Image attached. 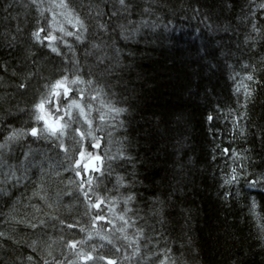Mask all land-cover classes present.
I'll use <instances>...</instances> for the list:
<instances>
[{"label":"trees","instance_id":"1","mask_svg":"<svg viewBox=\"0 0 264 264\" xmlns=\"http://www.w3.org/2000/svg\"><path fill=\"white\" fill-rule=\"evenodd\" d=\"M65 1L84 27L53 52L33 36L37 2L0 0V141L31 127L41 90L76 68V86L90 81L124 110L113 185L93 194L128 210L105 258L129 264L138 249L134 264H264V0ZM32 138L0 149V264L55 262L81 237L74 225L92 221L78 148ZM20 156L42 167L7 178Z\"/></svg>","mask_w":264,"mask_h":264},{"label":"rangeland","instance_id":"2","mask_svg":"<svg viewBox=\"0 0 264 264\" xmlns=\"http://www.w3.org/2000/svg\"><path fill=\"white\" fill-rule=\"evenodd\" d=\"M34 1L38 3L42 16L44 17V25L41 27V29H44V31L40 34L41 39H44V33L55 36L57 39L54 41L44 40L47 41L52 47H56L58 52H60V50L64 47L66 50V45L71 44V41L75 37L76 39L78 36L81 37V32L79 30L81 28L79 21L81 20L72 10L70 5L68 6L65 0H63V3L67 5L66 7L60 6L62 0ZM68 32L73 33V35H66ZM76 71V68L72 69L70 72L65 71L61 78L67 76L69 80L75 79L77 78L74 76ZM76 85L77 84H75V86L69 84V87H71L74 91L72 94H70L68 101L76 99L81 104V106L84 107L87 120H90L91 124L87 123L85 118L79 115L78 109L73 108L71 110V118L65 115L68 101H65L63 97H60L54 101L60 108L59 113H56L55 109L52 108L51 105H46V108H52L53 112V115L48 116L47 119L49 123H54L57 116H64V120L61 121V123H67L70 126L65 129L64 135L60 136L59 138L51 137L45 132L40 136V138L34 137L32 139L35 140L36 138V141L39 142L42 139H45L48 142H53L54 140L56 143H60V145H62V149H67V151L69 150V153H72L75 148H78L79 151L77 159L74 162V170L78 178V185L81 188V194L84 199L85 207L89 213H92V221L90 220V226H86L87 224L85 226L82 224L77 226L74 225L78 230V235H81V237H79V239L75 240L74 242H71L67 250L65 249V251H63L62 249L64 253L61 252V254L54 259L56 263L44 262L42 264H107L108 260H114L116 261V264H119L116 259H106L105 251H109L108 249H111L112 243L115 242L114 239H111L109 233H111L114 228H119L122 230L126 229L123 223L126 222V219L128 218V210L124 208V204L121 201L111 195H108V193H102L98 195L95 194L94 196L93 194L97 192L98 186L104 185L105 188H108L112 184V179H105V175H107L106 167H108L107 165L109 162L115 160V158H117L120 153V151L117 150L118 144L116 141H114V132H116L118 126V118L120 113L117 115L115 112L110 111V109L118 108H115L110 100L101 98V96L98 95V87H96L92 82L90 85H88L86 82H84V86ZM41 92V97L43 95L46 96L49 92V88H45V90L42 89ZM93 97H95V99H93ZM86 100L89 101L86 102ZM101 116L104 118L101 119ZM32 117L34 116L32 115ZM34 122L35 123L31 125V127L25 130L18 129L15 131L28 133L32 127H43V122L38 123L35 121V119ZM89 132L91 135H88ZM11 133L12 132L9 134L11 135ZM80 133H84V136L81 137ZM25 137L26 135L21 136L14 141H7V145H9L10 148L15 147L16 145L19 147V141ZM6 138L4 142L0 141V144H4L6 142ZM97 143H99V147H95ZM19 151L20 149H18L16 153H20ZM81 152L84 153L83 157L80 155ZM97 155H99L101 158L98 160V164L96 166V168H99L100 171H94L93 169L86 170L87 160ZM25 158L27 157L25 156ZM25 158L22 156L21 160L19 158V161L16 160L13 162V168L11 171L1 170V173L5 174L7 178H9L11 176L17 175V173H19V171L22 169H24L26 173H30V171L35 169V166L40 168L42 167L35 161L28 162ZM71 160H74L73 156H71ZM78 161L79 164H77ZM51 162L54 163V160ZM89 180L91 181L90 184L88 183ZM99 191H102V187ZM96 195L98 197H96ZM101 201H103V203H101ZM95 204H100V207H93ZM98 216H102L104 219L99 220L97 219ZM120 216H124V220H120ZM101 221H104V224H102ZM70 226L72 227L73 225ZM105 239L106 241H104ZM109 241H111V243H109ZM72 244H76V247H71ZM113 250H115L120 256L123 255V259L125 258L127 260L128 255L126 254V250L123 249L122 245L115 243ZM88 255H91L93 259L87 260L84 258ZM132 256L133 259L129 264H134L135 261H137L136 259H139L138 249L132 251ZM64 257H66L65 260Z\"/></svg>","mask_w":264,"mask_h":264},{"label":"snow or ice","instance_id":"3","mask_svg":"<svg viewBox=\"0 0 264 264\" xmlns=\"http://www.w3.org/2000/svg\"><path fill=\"white\" fill-rule=\"evenodd\" d=\"M119 2L121 4H124V0H119ZM60 6L66 7L67 5L64 4L63 0H62V3ZM261 7L264 8V4H262ZM79 23H80L81 28H83L84 27L83 22L79 21ZM100 27H104V26L100 25ZM253 27L255 30V26H253ZM43 31H44V29H39L38 31L33 33V36L39 41L41 38L40 34ZM66 35L71 36V35H73V33L68 32V33H66ZM44 39L54 41L57 38L55 36H52V35H47L44 37ZM77 39H79V37H77ZM49 46L51 47V45H49ZM51 50L53 52H58V49L56 47H52ZM246 79L252 80L253 77L251 75H249L246 77ZM79 83H83V81L79 77L72 79V80H69V78L67 76H64L61 79L56 80L53 84H51L49 86L48 94L46 96L42 97L41 100L37 104L34 105V109H35V112L33 114L34 119L38 123L43 122V127H40V128L32 127L28 133H24L22 131H15L14 130L11 133V135L6 138V142L4 144H0V149H3L7 146V141H14V140H16L19 137L24 136V135H30L32 137L40 138V136L46 132L51 137L59 138L60 136H63L65 133V129L70 126L67 123H61V121L64 120V116H57L54 123H49L47 117L53 115L52 108L55 109L56 113L60 112V108H59L58 104L54 102L57 98L63 97L65 101H68L70 94H72L74 91L71 87H69V84L75 85V84H79ZM89 83H91V82L89 81ZM241 87H244L246 89L247 86L242 84L240 87H238L236 89V91L239 92ZM250 94H251L250 92L245 91L246 96L250 95ZM81 95H82V92H81ZM93 99H95V97H93ZM46 105H51L52 108H46ZM73 108L78 109L79 115L84 117L85 121L87 123L91 124V121L87 120V115L85 113L84 107H82L81 104L76 99H72V100L68 101L67 111H66L65 115H67L69 118H71V110ZM110 111H113L118 115L121 111H124V110L123 109H110ZM103 118L104 117L101 116V119H103ZM211 119H212V117H209V120H211ZM80 135H81V137H83L84 133H80ZM88 135H91V133L89 132ZM60 146L62 147V145H60ZM99 146H100L99 143H97L95 145V147H99ZM80 155H81V157H83L84 153L81 152ZM89 155H91V154H89ZM100 159L101 158L99 156L95 157V160H100ZM77 164H79V161L77 162ZM86 167H87V165H86ZM93 170L94 171H100L99 168H95V167L93 168ZM237 179H238V176L235 173V169H233V174L231 175V177L225 178L224 184H232V183L236 182ZM258 182L259 181H251L250 186H254ZM88 183L90 184L91 181L89 180ZM85 195H87V194H85ZM131 199H133V197H131V196L128 197V200H131ZM101 203H103V201H101ZM255 206H256L255 201H253L252 208L254 209ZM93 207L98 208V207H100V204H95V205H93ZM97 219L103 220L104 217L98 216ZM119 219L124 220V216H120ZM31 226L33 228L36 227V225H34V224ZM0 236H3V233H0ZM109 243H111V241H109ZM71 247L75 248L76 244H72ZM84 258L87 260L93 259V257L91 255H88ZM29 259H31V257H29ZM101 259H103V258H101ZM107 264H116V261L108 260ZM161 264H164V261H161Z\"/></svg>","mask_w":264,"mask_h":264},{"label":"water","instance_id":"4","mask_svg":"<svg viewBox=\"0 0 264 264\" xmlns=\"http://www.w3.org/2000/svg\"><path fill=\"white\" fill-rule=\"evenodd\" d=\"M97 156H99V155H97ZM95 157L96 156H94L93 158H91V159H89L88 161H87V167L88 168H91V169H93L94 167L96 168V166H97V164H98V160H95ZM100 157V156H99Z\"/></svg>","mask_w":264,"mask_h":264},{"label":"bare ground","instance_id":"5","mask_svg":"<svg viewBox=\"0 0 264 264\" xmlns=\"http://www.w3.org/2000/svg\"><path fill=\"white\" fill-rule=\"evenodd\" d=\"M33 122H34V119H33ZM35 123V122H34Z\"/></svg>","mask_w":264,"mask_h":264}]
</instances>
